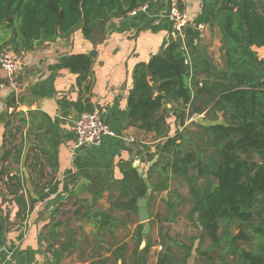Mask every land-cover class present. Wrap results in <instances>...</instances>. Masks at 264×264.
<instances>
[{
    "label": "trees",
    "instance_id": "obj_1",
    "mask_svg": "<svg viewBox=\"0 0 264 264\" xmlns=\"http://www.w3.org/2000/svg\"><path fill=\"white\" fill-rule=\"evenodd\" d=\"M152 1L0 0V53L8 48L15 55L32 51L78 30L91 40L112 19L125 17ZM177 1L185 13L188 0ZM201 2L197 18L187 23L182 34L171 37L160 55L140 65L135 75L129 122L160 141L155 152L146 145L138 147V157L146 159L144 175L133 168V162L122 164L123 178L113 187L93 193L91 200L76 199L78 209L70 215L63 211L67 220L60 218L52 227L57 235L64 229L58 239H48L45 227L42 235L56 260L91 246L86 239L78 241L73 219H96L92 223L96 231L93 254L81 255L83 263L187 264L193 257V264H264V60L254 50L264 47V0ZM200 25L219 31L220 68L202 44ZM261 53L264 55V50ZM91 63L89 56L72 55L66 66L82 81L89 75ZM167 104L172 108H166ZM193 114L205 117L193 121L196 129L186 128ZM172 117L183 129L173 132ZM15 122L19 132L29 124L23 113L13 112L7 115L6 132ZM34 129L39 132L35 137L47 142L38 146L35 166L43 165L40 157L48 158V165L55 164L59 132L46 119L37 123V129L34 124ZM31 132L28 129L27 134ZM6 138L5 134L3 166L12 154L11 149L5 150ZM18 149L14 157L17 162L22 159L23 145ZM2 172L8 182L1 176L8 194L3 199L10 197L9 201L19 207L17 217L25 220L33 209L31 196L24 193L25 178ZM173 181L177 187L185 184L188 195L177 190L163 198L166 212L155 219L152 216L150 221L151 226L156 221L170 224L161 229L159 242L151 234H142L144 225L138 221L137 203L147 198L150 207L152 201L171 190ZM106 188L111 189L109 209L98 206ZM187 205L186 217L199 230L198 236L186 237L189 245L170 233L177 234L172 226L178 225ZM60 210H54L53 219L59 217ZM128 223L136 227L131 230ZM121 230L131 234L123 236ZM154 247L160 250L150 263Z\"/></svg>",
    "mask_w": 264,
    "mask_h": 264
},
{
    "label": "crops",
    "instance_id": "obj_2",
    "mask_svg": "<svg viewBox=\"0 0 264 264\" xmlns=\"http://www.w3.org/2000/svg\"><path fill=\"white\" fill-rule=\"evenodd\" d=\"M170 7L171 0H153L146 10L135 16L112 19L91 40L78 30L71 36L57 38L53 43L41 44L32 51L16 54L25 63L24 71L19 75L21 86L17 91L10 89L8 76L0 68V170L7 115L21 112L29 124L24 128L25 140L21 143L23 154L18 163L19 175L28 179L25 180L24 193L33 200L32 212L24 220L17 217L18 205L4 201L0 192L1 264H90L79 259L81 255L87 257L93 254L96 231L92 223L96 219H73L78 241L86 239L91 246H82L60 261L47 249L42 231L55 224L52 218L54 210L61 209L58 218L63 216L62 221L65 222L67 218L63 211L70 215L78 209L76 199H91L93 193L113 187L116 181L123 178L122 164L144 161L141 167L145 173L146 159L138 157V147L146 145L155 152L160 141L154 134L130 124L129 97L139 66L160 55L172 39L173 25L168 17ZM201 7V0L187 1L185 13L189 21L197 18ZM211 31L206 26L202 30V39L204 33L208 35ZM214 31L220 35L218 29ZM6 50L14 53L9 48ZM254 50L263 51L264 47H254ZM72 55L91 58L90 73L82 81L66 66ZM9 103L16 105L9 107ZM166 108L170 109L172 105L167 104ZM84 112L101 113L112 135L106 136L99 146L77 150L76 122ZM172 118L171 121L174 120ZM41 119L49 121L59 132L58 158L53 165L47 164L48 158L40 157L43 165L35 166V154H40L38 146L47 144L35 137L39 132L34 129V124L37 129ZM175 125L173 123V127ZM28 129L34 134L33 139L26 136ZM45 129L46 126L42 132ZM10 149L11 160L16 148ZM14 174L18 171L11 170L10 175ZM110 190H104L103 198H109ZM109 208V203L103 206V209ZM79 229H83L82 232ZM46 234L51 240L48 232Z\"/></svg>",
    "mask_w": 264,
    "mask_h": 264
},
{
    "label": "rangeland",
    "instance_id": "obj_3",
    "mask_svg": "<svg viewBox=\"0 0 264 264\" xmlns=\"http://www.w3.org/2000/svg\"><path fill=\"white\" fill-rule=\"evenodd\" d=\"M219 37H220V35H218L217 32L214 31V29H212V31L208 35H205V33H204V38L202 39V44L207 48V52L212 57L213 61L216 64V67L220 68V67H222V63L223 62H222V59H221V51H220L221 44H220V41H219ZM255 51L258 53L259 58L264 60V55L261 53V51H259V50H255ZM199 116H200L198 118L199 120H201V119H203L205 117V115H202V114H199ZM172 119H174V118H172ZM173 123H174V120H172V125H173ZM193 123L194 122H190L189 119H188L186 121V123H185V127L189 128V129L190 128L196 129V125H193ZM17 125L18 124L15 122L14 126L10 127L7 130V132L5 133L6 136H7L6 140L8 141L7 144H6L5 150H9L12 147H16V150L13 153L14 155L17 154V152H16L17 149L19 147H21L22 140H25V135H24L25 129L23 128L20 132L16 131L15 127H17ZM176 129H183V127L181 126V128H179V125L176 123V125L173 127V132L174 133H175ZM32 135L34 136L33 133H31V135L26 134L28 139H33ZM10 144H13V145H16V146H10ZM18 150H20V149H18ZM18 163L19 162H17L16 159H11L10 163H8L7 165H4V166L2 165L1 166V170H0V187H1V189H0V192L3 195L2 198H4L5 195L6 196L8 195L6 187H5V184L1 180V176H2L4 178V180H5V182L7 181V176L6 175H2V174L5 173V172H2V169H3V171H6V172H10L11 170H13V171L17 170L18 174H20V172H19L20 169H19ZM24 178H25V176H24ZM25 180H28V179L25 178ZM39 182H40V179H39ZM6 183H8V182H6ZM174 191H177L178 193L183 194L185 196L188 195L185 184H181L180 187H177V183L173 181L172 185H171V190H169V192H166L164 195H161V196L157 197L154 201H152V203L150 204V207H148V211H149L151 220L153 219L152 216L155 219L157 214L166 212V204L163 201V198L164 199H168V194L169 193H174ZM9 199H10V197L6 198L5 201L11 202V201H9ZM89 200H91V199H89ZM109 200L110 199L107 198V197L103 198L101 201L104 202V203L101 202L100 207L103 208V206H106V204H108V203L110 204ZM148 206H149V204H148ZM187 210H188V205H187V207L182 209V213L178 217V225H175V226L173 225L172 226L173 229L177 231V234H173V231H171L170 233H171V235H174V237L178 238V240L181 241L182 243H185V244L189 245V243L186 240V237L189 236V235H197L198 236L199 235V230L196 228V226H194L193 222L186 217ZM61 217L64 218L63 216H61ZM57 219H60V218L57 217L56 219H53V221H55V223H56V221H58ZM134 219H136V218H134ZM138 221H139V218H138ZM125 222H128V220H125ZM149 224H150V222H149ZM72 225H74V223H72ZM127 225H128V228L131 229V230L136 227V226H132L130 223H128ZM150 226H151V224H150ZM169 226H170L169 223H165V222L161 223L160 221H156V222H154V225L151 226V233L150 234L153 236V238L155 240H158L159 242H161L160 239H159L160 231H161V229H166ZM52 227H53V225L51 226V228H49V230L47 228L46 231H45V234L48 232V235L52 239H54V238L58 239L59 238L58 236L61 233H63L64 229L61 228L59 230V235H57V234H54V231H53ZM72 229L76 230L77 228L75 226H72ZM86 229H87V231H90V228L87 227V226H86ZM82 230L83 229H81V230L79 229V232H82ZM85 233H86V231H85ZM120 233H124L123 236H126L127 234H131V231L121 230ZM51 235H53V236H51ZM46 236H47V234H46ZM204 244H205V246H207L208 242H205ZM197 245H198V241H196V243L193 246L194 247L193 255H195V249H196ZM144 247H145V245H143L141 248L143 249ZM159 250H160V248L154 247V249L151 251V253H150L151 261H150V263L154 262V260L156 259V256H155V254L157 253L156 251H159ZM78 254L80 256V252H78ZM79 256H76V257H79ZM180 257H182L181 253H180ZM187 264H193V257L188 259Z\"/></svg>",
    "mask_w": 264,
    "mask_h": 264
},
{
    "label": "built area",
    "instance_id": "obj_4",
    "mask_svg": "<svg viewBox=\"0 0 264 264\" xmlns=\"http://www.w3.org/2000/svg\"><path fill=\"white\" fill-rule=\"evenodd\" d=\"M148 4L131 11L128 15L135 16L139 12L147 9ZM168 17L173 25L171 37L176 38L178 34H182L183 28L187 25L188 17L179 7L177 0H171V7ZM206 26L200 25V30H204ZM25 63L22 58L14 53L4 50L0 53V68L5 71L9 79L10 89L17 91L21 84L19 75L24 71ZM200 116L193 114L189 118L190 122L196 121ZM112 135L108 125L104 122L103 116L99 112H84L80 115L76 122V144L77 150L87 149L93 146H99L103 139ZM3 248L0 246V264Z\"/></svg>",
    "mask_w": 264,
    "mask_h": 264
},
{
    "label": "water",
    "instance_id": "obj_5",
    "mask_svg": "<svg viewBox=\"0 0 264 264\" xmlns=\"http://www.w3.org/2000/svg\"><path fill=\"white\" fill-rule=\"evenodd\" d=\"M153 86L155 87L156 85L154 84ZM155 161H156V159L154 161H152L150 163V165H153L155 163ZM142 164H144V161L137 160V161L133 162V168H135L137 170V172L139 173L140 176L144 175V168L141 167ZM150 186H151L150 183H148V187H149V193L148 194H151V192H152V188H150ZM137 206H138L137 215L139 218V224H143V225L145 224L143 231H142V234L144 236H148L151 233V226L149 224L151 217H150V214L148 211V199L147 198L139 199Z\"/></svg>",
    "mask_w": 264,
    "mask_h": 264
}]
</instances>
